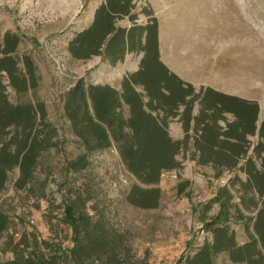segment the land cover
<instances>
[{
  "label": "rangeland",
  "instance_id": "obj_1",
  "mask_svg": "<svg viewBox=\"0 0 264 264\" xmlns=\"http://www.w3.org/2000/svg\"><path fill=\"white\" fill-rule=\"evenodd\" d=\"M102 1L0 0V36L5 31L17 34L19 65L22 66L21 58L28 56L36 76V86L23 92L7 85V97L12 103L43 102L46 118L56 127L61 140L57 147L40 154L33 177L25 187L15 186L17 167L7 172L0 190V210L10 220L0 236L2 262L15 258L12 243L23 236L28 237L25 254H48L41 240L58 252L67 251L72 243L70 228L62 221L66 220L64 204L70 203L78 191L86 200L85 210L94 219L103 218L124 235L125 247L129 248L126 260L130 264H186L187 257L205 241L212 240V231L205 228L202 220L209 221L219 211V203L211 199L223 186L230 187L233 202L245 216L255 213L240 202L243 192L239 186H230L234 175L244 179L245 173L240 169L218 172L210 163H197L191 158V142L187 152L181 150L175 155L179 167L161 171L155 207H139L127 201L126 195L133 185H148L127 169L114 143L90 153L84 169H67L68 160L85 149L70 130L63 107L65 93L80 78L86 84H109L120 90L123 78L137 69L141 58V53L130 52L123 60L111 64L103 54L85 59L71 55L68 42L91 22L95 8ZM133 2L137 23L144 24L149 19L145 12L156 17L159 59L170 71L196 90L210 86L255 100L259 124L264 116L263 80L258 76L262 71L260 66L264 65V0ZM118 23L131 22L124 18ZM238 63L243 66L241 70L235 69ZM240 78L245 83L239 84ZM3 82L7 84L5 76ZM137 89L142 90L140 86ZM197 107L195 102L194 111ZM124 114H128L127 105ZM225 116L232 118L229 113ZM167 131L172 139L183 137L185 130L178 116L168 118ZM188 132L192 134L193 129ZM256 138L249 136L251 141ZM181 184L184 187L180 190ZM229 211L227 221L220 224L232 229L235 241L241 244L248 240L245 225L249 224L250 231L252 228L245 219H237L235 207ZM211 262L246 264L231 262L227 251L213 252ZM54 264L72 263L61 257Z\"/></svg>",
  "mask_w": 264,
  "mask_h": 264
},
{
  "label": "trees",
  "instance_id": "obj_2",
  "mask_svg": "<svg viewBox=\"0 0 264 264\" xmlns=\"http://www.w3.org/2000/svg\"><path fill=\"white\" fill-rule=\"evenodd\" d=\"M134 8L133 0H103L95 8L91 22L68 42L67 48L76 58L103 54L111 64L130 52L141 53V58L137 69L123 78L120 90L109 84H86L81 78L67 90L64 113L71 132L85 149L68 160L67 169H84L90 153L114 143L127 169L148 185H133L127 201L139 207H155L161 171L179 167L175 155L181 150L187 152L191 142V158L197 163H210L218 172L240 169L245 173L244 179L234 175L230 186H239L243 192L240 202L255 213L245 216L233 202L230 187H221L211 199L219 203V211L209 221L202 220L205 228L212 231V240L205 241L185 263L212 264L213 252L227 251L231 262L264 264V116L257 124V102L210 86L196 90L170 71L159 59L156 17L145 12L149 19L144 24L137 23ZM124 18L131 23L119 24ZM18 41L17 34L10 31L0 36V190L7 172L14 167L18 168L15 186L25 187L33 177L40 154L61 142L56 127L46 118L43 102L12 103L7 97V85L16 92L36 86L30 58L23 56L22 66L19 65ZM225 113L232 118L227 119ZM176 116L185 130L180 139H172L167 131L168 118ZM191 128L193 133L189 134ZM254 135L257 138L251 141L249 136ZM85 202L78 191L70 203L64 204L66 220L62 221L70 228L72 243L67 251L58 252L41 240L48 254H25L28 237L23 236L12 243L15 258L0 264H54L61 257L72 264H130L126 260L129 248L125 247L124 235L103 218L94 219L85 210ZM231 207H235L237 219H245L252 228L250 231L249 224L245 225L248 240L241 244L235 241L232 229L220 224L227 221ZM9 224V216L0 210V236ZM122 252L126 254L121 255Z\"/></svg>",
  "mask_w": 264,
  "mask_h": 264
},
{
  "label": "bare ground",
  "instance_id": "obj_3",
  "mask_svg": "<svg viewBox=\"0 0 264 264\" xmlns=\"http://www.w3.org/2000/svg\"><path fill=\"white\" fill-rule=\"evenodd\" d=\"M238 67H236L235 69H237L238 68V70H241L242 68H243V66L242 65H240V63H238V65H237ZM261 67V70L262 71H259V77L263 80V83H262V86H261V90L264 92V71H263V69H264V65H263V63H262V65L260 66ZM234 72V71H233ZM239 84H243V83H245V79L244 78H240V80H239V82H238Z\"/></svg>",
  "mask_w": 264,
  "mask_h": 264
},
{
  "label": "water",
  "instance_id": "obj_4",
  "mask_svg": "<svg viewBox=\"0 0 264 264\" xmlns=\"http://www.w3.org/2000/svg\"><path fill=\"white\" fill-rule=\"evenodd\" d=\"M264 115V114H263ZM263 115H261V116H263ZM258 116H260V113L258 112ZM259 118H262V117H259Z\"/></svg>",
  "mask_w": 264,
  "mask_h": 264
},
{
  "label": "flooded vegetation",
  "instance_id": "obj_5",
  "mask_svg": "<svg viewBox=\"0 0 264 264\" xmlns=\"http://www.w3.org/2000/svg\"><path fill=\"white\" fill-rule=\"evenodd\" d=\"M258 112H259V107H258Z\"/></svg>",
  "mask_w": 264,
  "mask_h": 264
}]
</instances>
